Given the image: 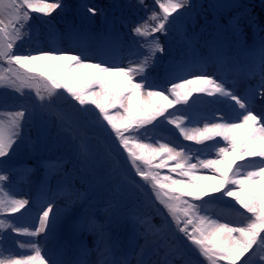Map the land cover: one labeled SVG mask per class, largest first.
<instances>
[{"label":"snow or ice","instance_id":"1","mask_svg":"<svg viewBox=\"0 0 264 264\" xmlns=\"http://www.w3.org/2000/svg\"><path fill=\"white\" fill-rule=\"evenodd\" d=\"M139 2L143 4V0ZM157 2L163 16L159 17L156 13L151 15V20L158 21L155 26L150 27L147 22L137 25L133 31L138 36L147 38L156 32L167 34L165 25L169 23V17L186 6L190 7V0ZM58 8H62L61 0H0V59L9 65L24 68L23 72L17 70L12 76L0 74V88L34 89L38 103L30 115L43 117L54 114L62 130L78 141V153L84 158L91 155L86 131L88 115L98 110V123L100 117L106 121L104 127L110 126L118 141L117 147L127 152L135 174L148 183L152 199L147 203L163 206L178 231L195 246L199 256L208 264H219L220 261L240 264L242 258L252 253L244 260V264H253L257 257L264 262V112L253 111L255 100H264V46L260 49L259 81L255 88L247 90L244 97L227 87V81L223 78L208 75L203 66L199 72L193 73L191 63H176L165 67L163 84L155 83L150 69H154L157 63V53L164 52L159 38L140 42L146 48V53L138 55L135 60L129 58L126 67L123 59L120 63L103 59L118 58L114 43L92 47L78 34L70 39L72 46L79 51L56 49L26 55L14 54V43L21 38L31 13L49 16ZM87 10L94 14V9ZM128 55L131 57L137 54L130 49ZM245 75L248 78L255 77V66ZM137 77L141 79L137 80ZM64 93L80 106L93 105L94 108H79L78 117L62 112L53 113L56 101ZM193 93H205L207 96L223 98L224 101H234L238 109L233 107V114L228 119L221 116L219 120L204 123L203 127L185 125L179 117L173 119L167 116L165 120L175 125L184 140L195 141L196 144L217 142L204 150L187 151L184 148L178 150L168 143L144 142L142 137L146 134L140 133V129L151 124L158 116H164L169 107L187 104ZM110 109H116V112L113 114ZM25 116L26 111L19 110L10 114L7 122L0 119V215L18 213L29 203L26 199H16L5 192L3 183L9 180V175L3 171L7 162L2 158L8 156L17 141L21 140L20 130L25 123ZM193 151H202L204 155L193 162ZM209 152L214 153V158H209ZM157 158L161 159L154 163ZM246 158L252 159L234 169L237 161ZM169 161H174V166L169 167ZM113 162L116 163L115 157ZM62 168V162H53L50 165L51 174L63 175ZM164 168H169L177 178L172 175L161 176L160 172L153 171ZM198 169L210 170L212 174L200 175ZM48 191L52 199L43 205L42 215L37 217L39 228L30 231L27 226L17 224L19 218L0 219V240L6 238V232L10 235L8 230L26 237H38L47 230L43 241L47 243L55 237L61 222V209L57 207L53 213L56 201L67 198L68 205L75 206L83 203L85 196L71 184L58 183L55 192H51V189ZM220 192L223 196L233 198L250 215L244 216L243 222L234 226L227 222L221 223L219 219L208 215L209 206L217 203L220 198L204 201V197ZM186 197L204 203L198 205ZM50 213H53L51 219ZM130 223L133 224L135 237L144 238L143 245H136L139 249L135 252L136 264H153V261L144 258L150 246H154V250L163 255V260L155 264H173L172 257L178 254V249L167 239L166 218L162 227L154 226L147 215H135ZM189 225H192L191 230ZM76 227L95 239L92 247L81 244L71 258L56 249H49L42 254L40 242L29 240L25 243L30 250L19 259L13 256L4 258L3 250L0 249V264H132L128 255H118V245L113 243V222L110 218L98 220L95 215L89 214L86 207H82L76 219ZM93 255L94 260L91 259Z\"/></svg>","mask_w":264,"mask_h":264},{"label":"rangeland","instance_id":"2","mask_svg":"<svg viewBox=\"0 0 264 264\" xmlns=\"http://www.w3.org/2000/svg\"><path fill=\"white\" fill-rule=\"evenodd\" d=\"M106 1V0H101ZM253 0H190V7L186 6L179 10L177 15V24L181 25L180 33L189 44L190 48L184 52L176 39L169 38L166 41V49L161 55V63H156L157 68H163L176 63H191L193 65V73L199 72L201 66L203 70L210 76H215L227 81L226 86L233 89L234 92L241 97L247 94L249 88H255L259 81V58L260 49L264 46V28L258 20L249 14L247 3ZM264 4V0H258ZM51 2V0H49ZM86 6H83L82 13L74 16L67 23L66 11L68 6L62 2V8L56 9L51 15L46 16L47 23L52 27L54 36L48 42L40 44L36 49L40 51L62 50L67 52L79 51L72 46L71 37L80 35L92 47H96L102 42L91 39L92 36L103 32L106 36V42L114 43L117 46V59L109 60L108 57L103 59L111 63H120L126 67L129 58L135 60L138 55L137 50H133L137 55L129 57L130 46H140V42L145 39L151 40L157 38L155 35L150 37L126 36L124 33L127 29L134 32L135 28L130 19H124L122 11H126L125 15L129 16V10L135 12V2L138 8L144 6L139 0H120L118 19L111 20L107 27L103 28L104 21L103 12L95 6L92 0H83ZM207 6V7H206ZM247 9L246 15L235 20L234 27L228 26L221 21L220 13H228L239 7ZM94 9L89 12L87 9ZM138 10V9H137ZM203 10H210L216 21L214 23V36L212 43H204L200 41L202 33H204L209 24H204ZM114 11V10H113ZM78 12V11H77ZM136 13V12H135ZM83 15V16H82ZM123 18V19H122ZM183 19V20H182ZM104 21V22H103ZM180 24H179V23ZM140 24H143L140 22ZM139 24V25H140ZM262 30V32H261ZM101 33V32H100ZM103 36V34H100ZM170 37V36H169ZM21 40L15 41V45H19ZM161 43V42H160ZM210 44H212L210 46ZM143 46V45H142ZM21 47V44L20 46ZM218 47L223 53L221 57L214 51ZM145 52L146 48L141 47ZM179 48L178 55L172 51ZM234 50L237 52L235 53ZM237 55H240L239 57ZM242 59H249L245 64L241 63ZM255 66L257 75L248 78L245 74ZM11 69V71H9ZM19 70L24 71L19 65H9L7 61L0 59V74L12 76V73ZM152 73V69H150ZM163 76V75H162ZM162 76L157 77V84H163ZM153 78V77H152ZM140 80L141 77H137ZM62 91V90H61ZM167 94V93H166ZM172 98L171 96L169 97ZM38 103V98L34 89L24 88L17 90L13 88H0V119L7 122L9 115L19 110H25V123H23L20 133L21 140L17 141V145L13 146L9 155L2 159L7 163L3 166V171L9 175V180L5 181V192L11 194L16 199H26L29 201L25 208L14 214H5L9 220L19 218L16 222L20 226H27L31 231L39 228L38 215H42V207L48 200L52 199L51 192H55L58 183L71 184L81 193L85 194L83 203H77L75 206H69L67 198L56 201L53 205V213L57 207L61 209V222L57 226L56 235L47 243H44V237L47 234L41 232L38 237H26L18 232L8 230V235L0 242V249L3 250V257L13 256L19 259L22 254L29 251L25 242L34 240L40 242L42 254L49 249L62 251L66 257L71 258L77 252L81 244L88 247L93 246L94 237L82 232L76 227V219L80 209L86 207L89 214L95 215L98 220L111 219L113 222L112 235L113 243L118 245V255H128L132 264H136L135 252L139 251L137 244L143 245L144 238H136L133 231V224L130 223L135 215H147L151 218L154 226L162 227L165 218L168 221L166 231L167 239L177 247L178 254L172 257L173 264H208V262L197 253L195 246L188 241L183 233H180L175 226V222L168 216L163 206L158 203H147L152 199V193L147 182L143 181L135 170L131 167L130 158L122 147H117L118 141L115 140V134L111 132L110 126L106 128V121L99 118L97 121L98 110L88 115V131L89 144L91 146V155L87 158L81 157L78 153V141L68 132L62 130L60 122L54 114H48L43 117L30 115L34 106ZM159 103H166L159 101ZM238 109L234 101H224L218 96H207L205 93H193L188 103L176 104L168 109H175L173 119L179 117L184 120V124L193 127H203L206 122L214 119L219 120L221 116L228 119L232 116V109ZM81 108L78 102L73 100L67 93L56 101V105L52 110L53 113L62 112L70 116L78 117V109ZM87 108H94L87 106ZM113 114L116 109H110ZM121 112L123 110H120ZM242 111V110H241ZM254 113L264 112V100L257 98L253 107ZM167 110L165 111V113ZM162 116H158L151 124L144 127L146 134L143 140L147 142L168 143L169 146L184 148V150H204L208 145L215 144L217 141H205L204 144H196L195 141L184 140L179 134L174 124L160 123ZM195 121V122H194ZM159 124L157 128L155 125ZM103 125V126H102ZM139 135V133H137ZM221 143V138L217 137ZM185 142V143H184ZM190 145V146H186ZM158 146V144H157ZM111 152V155L109 154ZM202 151H193V162L197 157H203ZM209 158H214V153H208ZM115 157L116 163L113 162ZM252 158H246L244 161H237L235 167L241 164H247ZM60 161L63 163L61 172L63 175H52L50 165L53 162ZM169 167L174 166V161H169ZM140 163V162H137ZM43 170L42 177L38 172ZM179 171V170H177ZM167 175L177 178L175 173H171L167 168ZM200 175H211L210 170L198 169ZM123 179V180H121ZM184 179H187L186 177ZM141 185L143 187H138ZM218 204L239 207L237 215L225 214V212L214 203L209 206L207 214L212 218H217L221 223L227 222L230 225L243 222V217L250 215L241 208L231 197L223 196V193H212L210 196L204 197V200L216 201ZM201 205L202 201H191ZM159 210V212H158ZM53 213L49 214L51 219ZM191 230L192 225L188 226ZM264 235V234H262ZM22 245H24L22 247ZM255 250V246H254ZM252 253L241 259L240 264H244V260L248 259ZM145 259H150L153 264L163 260L162 253L155 251L154 246L146 249ZM95 259V255L91 257ZM219 264H227L226 261H220ZM253 264H264L257 257Z\"/></svg>","mask_w":264,"mask_h":264},{"label":"trees","instance_id":"3","mask_svg":"<svg viewBox=\"0 0 264 264\" xmlns=\"http://www.w3.org/2000/svg\"><path fill=\"white\" fill-rule=\"evenodd\" d=\"M113 1L98 2V4L102 7L105 13L109 15L114 9V8H111L113 5ZM64 2L70 6L69 11L66 14V21L67 23H69L73 18L74 10L77 7H80L81 3L79 4L78 0H64ZM160 2H163V0H160ZM135 4L137 5V3ZM142 5L145 8H147L146 12H143L145 11L144 9L138 12L142 14L144 19L150 21V15L153 13H156L157 16H162L163 12L160 9L159 3L157 2V0H143ZM253 10H255V13L262 11L259 5L255 6V8L253 7ZM257 15L260 16V13H258ZM262 15H263V12H262ZM134 17H135V20L138 19V15L134 14ZM45 25L46 24H45L44 16H42L39 13H34V12L31 13V19L25 24V27L22 30L21 43H20L21 47H19L20 44L15 45L13 47V53L26 55L28 53H32L34 48L38 46L39 42H47L48 38L50 37V34L46 30ZM156 34H158V32L154 33L153 35H156ZM141 52L145 53L142 50Z\"/></svg>","mask_w":264,"mask_h":264}]
</instances>
